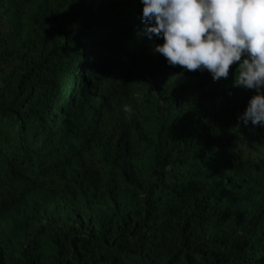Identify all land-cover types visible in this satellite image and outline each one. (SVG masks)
Wrapping results in <instances>:
<instances>
[{
    "label": "trees",
    "instance_id": "1",
    "mask_svg": "<svg viewBox=\"0 0 264 264\" xmlns=\"http://www.w3.org/2000/svg\"><path fill=\"white\" fill-rule=\"evenodd\" d=\"M133 4L0 0V264H264V125Z\"/></svg>",
    "mask_w": 264,
    "mask_h": 264
},
{
    "label": "clouds",
    "instance_id": "2",
    "mask_svg": "<svg viewBox=\"0 0 264 264\" xmlns=\"http://www.w3.org/2000/svg\"><path fill=\"white\" fill-rule=\"evenodd\" d=\"M121 21L161 38L154 51L178 74L231 81L238 123L264 125V0H139ZM123 110L130 118L131 105Z\"/></svg>",
    "mask_w": 264,
    "mask_h": 264
}]
</instances>
